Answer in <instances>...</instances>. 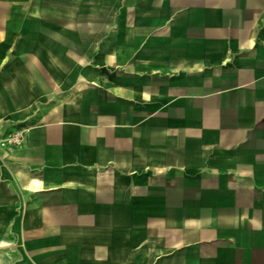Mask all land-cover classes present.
I'll list each match as a JSON object with an SVG mask.
<instances>
[{"label": "crops", "instance_id": "1", "mask_svg": "<svg viewBox=\"0 0 264 264\" xmlns=\"http://www.w3.org/2000/svg\"><path fill=\"white\" fill-rule=\"evenodd\" d=\"M0 264H264V0H0Z\"/></svg>", "mask_w": 264, "mask_h": 264}, {"label": "built area", "instance_id": "2", "mask_svg": "<svg viewBox=\"0 0 264 264\" xmlns=\"http://www.w3.org/2000/svg\"><path fill=\"white\" fill-rule=\"evenodd\" d=\"M21 140H22V134L19 132H15L8 139V141L13 144H19Z\"/></svg>", "mask_w": 264, "mask_h": 264}]
</instances>
